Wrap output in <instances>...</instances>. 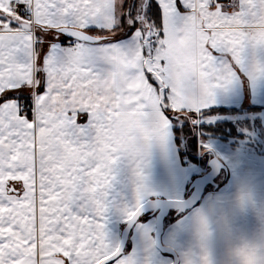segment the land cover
I'll use <instances>...</instances> for the list:
<instances>
[{
  "label": "snow or ice",
  "instance_id": "obj_1",
  "mask_svg": "<svg viewBox=\"0 0 264 264\" xmlns=\"http://www.w3.org/2000/svg\"><path fill=\"white\" fill-rule=\"evenodd\" d=\"M252 153L264 0H0V264H264Z\"/></svg>",
  "mask_w": 264,
  "mask_h": 264
},
{
  "label": "crops",
  "instance_id": "obj_2",
  "mask_svg": "<svg viewBox=\"0 0 264 264\" xmlns=\"http://www.w3.org/2000/svg\"><path fill=\"white\" fill-rule=\"evenodd\" d=\"M242 175L251 191L256 207H250L247 211L243 212H233L230 207L227 223L234 234L255 237L261 235L259 227L260 212L258 209L260 205H264V155L252 153L242 166ZM220 187L221 189L235 191L230 174L228 177H225ZM131 246V241H129L128 248H131ZM213 255L216 264H232V257L228 251L227 235L218 227L213 242Z\"/></svg>",
  "mask_w": 264,
  "mask_h": 264
},
{
  "label": "clouds",
  "instance_id": "obj_3",
  "mask_svg": "<svg viewBox=\"0 0 264 264\" xmlns=\"http://www.w3.org/2000/svg\"><path fill=\"white\" fill-rule=\"evenodd\" d=\"M259 227L261 230V235L252 237L254 239H264V216H259Z\"/></svg>",
  "mask_w": 264,
  "mask_h": 264
},
{
  "label": "rangeland",
  "instance_id": "obj_4",
  "mask_svg": "<svg viewBox=\"0 0 264 264\" xmlns=\"http://www.w3.org/2000/svg\"><path fill=\"white\" fill-rule=\"evenodd\" d=\"M221 183H222V182H221ZM120 227H121V229H123V225H121Z\"/></svg>",
  "mask_w": 264,
  "mask_h": 264
},
{
  "label": "water",
  "instance_id": "obj_5",
  "mask_svg": "<svg viewBox=\"0 0 264 264\" xmlns=\"http://www.w3.org/2000/svg\"><path fill=\"white\" fill-rule=\"evenodd\" d=\"M128 244H129V241H128V243H127V247H128Z\"/></svg>",
  "mask_w": 264,
  "mask_h": 264
}]
</instances>
